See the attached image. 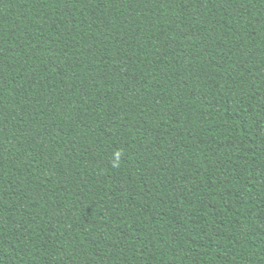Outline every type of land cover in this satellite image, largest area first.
<instances>
[{
    "label": "trees",
    "instance_id": "1",
    "mask_svg": "<svg viewBox=\"0 0 264 264\" xmlns=\"http://www.w3.org/2000/svg\"><path fill=\"white\" fill-rule=\"evenodd\" d=\"M0 264H264V0H0Z\"/></svg>",
    "mask_w": 264,
    "mask_h": 264
}]
</instances>
